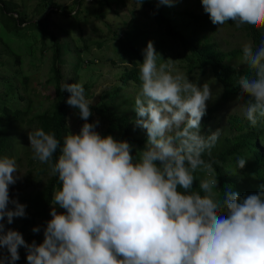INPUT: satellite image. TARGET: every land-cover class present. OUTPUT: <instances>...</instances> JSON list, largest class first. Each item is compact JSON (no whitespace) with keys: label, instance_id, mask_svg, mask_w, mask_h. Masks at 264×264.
Segmentation results:
<instances>
[{"label":"clouds","instance_id":"clouds-1","mask_svg":"<svg viewBox=\"0 0 264 264\" xmlns=\"http://www.w3.org/2000/svg\"><path fill=\"white\" fill-rule=\"evenodd\" d=\"M201 4L214 25L264 30V0ZM142 52L133 108L135 126L146 131L142 148L96 131L99 121L88 122L93 112L80 83L65 82L61 89L84 121L78 133L69 131L61 144L43 128L28 132L33 160L47 164L61 185L40 244L5 226V219L11 225L26 218L27 205L9 195L20 178L16 160L0 157V249L8 253L0 254V264H16L21 247L27 264H264V185L243 197L231 187L222 192L214 168L220 161L203 158L222 131L201 133L213 99L210 85L174 74V61L164 60L152 41ZM239 63L247 71L237 75V102H245L244 117L255 127L264 118V38L256 47L244 44ZM246 163L236 160L238 169ZM198 171L205 177L194 189Z\"/></svg>","mask_w":264,"mask_h":264},{"label":"trees","instance_id":"trees-1","mask_svg":"<svg viewBox=\"0 0 264 264\" xmlns=\"http://www.w3.org/2000/svg\"><path fill=\"white\" fill-rule=\"evenodd\" d=\"M39 1V6L51 10V15H60L74 20L80 19L81 10L77 7L84 2V0H76L74 4L77 7L68 11L67 7L59 5L55 0ZM98 3L102 11L99 15L101 18H105L110 12L115 15L122 13V22L109 27L112 35L106 36V40L113 42L112 46L119 58L118 62L130 64L131 68L127 67L129 69L122 74L123 84L117 87L113 97L101 96L102 102L98 106L89 105L93 115L88 122L94 123L95 118L98 117L107 126L102 136L112 135L117 140H127L137 149L144 146L146 133L143 134V129L135 126L133 119L137 117L133 111L134 101L126 99L127 94L122 92L129 83H132L137 90L140 89L139 65L136 63L143 61L142 50L146 48L149 41L153 42L157 53L164 60L174 61L172 66L174 74L178 72L187 77L198 74L202 78H212L222 87V101H229L237 99L240 95L238 88L234 86L238 79L237 75L247 71L246 67L239 63L243 46L239 45L225 51L216 36L222 31L227 32L230 38L239 34L253 47L258 46L264 38V30H254L247 26L237 28L232 22L222 26L212 24L209 15L203 10L201 0H177L172 6L161 4L159 0H99ZM104 8H107V11H103ZM73 12L76 13L72 15ZM51 15H47L43 20L40 19L38 30L43 33V40L46 35H50L54 43L51 46L54 51L52 67L54 79L47 82L54 83L50 96L55 93L56 101L50 109L33 114V108L39 96H36L34 91L25 89L28 93L26 98L19 95L18 88H14L11 84L6 85L7 93L0 95V157L14 158L17 163L26 161L30 168L24 181L28 191L18 199L19 203L27 205L25 209L27 215L26 218H17L15 227V230L20 232L29 244L32 241L41 243L46 222L51 219L53 193L61 185L57 176L49 174L47 164L33 160L28 132L43 128L45 132L54 133L61 144L63 143L64 135L69 132L68 119L71 113L77 115L79 113L77 109H73L66 103L70 93L65 94L61 90L62 71L65 67H71V71L77 73L89 61L87 55L83 56L89 50L88 46L84 48L77 46L72 50L68 43H63L60 39H55L52 33H47ZM29 20H32L31 17L25 11H19L12 1L0 0V40H2L1 33L4 36L22 34ZM105 41L96 42L98 48H102ZM157 62L159 64L163 61L158 59ZM58 65L62 66L59 70ZM32 80H34L33 77H26L25 86L29 87ZM6 95L8 98L16 96L19 100L26 102L25 107L12 105ZM115 98H121L122 101L116 104ZM240 102L245 104L244 101ZM126 104L132 105V109H126ZM219 108L220 104L208 110L202 118V134H209L205 128L217 118L214 113ZM80 122L82 126L84 121L80 119ZM227 122L229 134L220 136L216 147L212 149L211 156L205 153L203 158L206 161H220V164H214V168L222 192L231 187L232 191L238 192L242 197L256 193L259 191V186L264 185V118H261L255 127H252L247 119L237 115L229 116ZM58 155L59 149L54 153L53 162ZM133 155L135 156V149ZM239 157L247 159L243 169H238L236 165ZM195 175L197 182L194 183L193 188L197 189L198 181L204 178L205 174L198 171ZM12 207L9 205V208ZM34 227H40V232L33 233ZM0 254L8 255L5 249H0ZM19 255L20 259L16 261V264H27L24 248L19 249Z\"/></svg>","mask_w":264,"mask_h":264},{"label":"rangeland","instance_id":"rangeland-1","mask_svg":"<svg viewBox=\"0 0 264 264\" xmlns=\"http://www.w3.org/2000/svg\"><path fill=\"white\" fill-rule=\"evenodd\" d=\"M8 1H12L19 11H25L32 20L28 21L25 27L26 29L22 34H9L4 36L1 33L0 95H5L8 91L6 85L11 84L14 88H18L19 95L26 98L28 97V93H26L25 89L34 91L36 96H39L38 100L35 102L33 114L41 113L50 109L57 99L55 93L50 96L51 90L54 88L53 81L52 83L47 82L54 79V74L52 72L54 51L51 48L54 43L51 41L52 37L50 35H46V38L43 40V33L38 30V22L40 19H45L47 15H51V10L39 6V0ZM55 1L59 5L67 7L68 11H71L73 7L76 6L74 4L76 0ZM98 1L99 0H84L82 5L79 7L76 6L81 10L79 20L64 18L54 14L50 16V21L47 26V33H52L55 39H60L61 42L68 43L72 50L77 46L82 48L88 46L89 50L83 54V56L87 55V59L89 60L88 63L77 73L72 72L71 67H65L62 71L63 77L60 82L61 88L65 82L69 84L80 83L84 87L85 97L92 107L98 106L102 102L101 96L104 97L109 95L113 97V93L118 89L117 87L123 84L121 80L122 74L126 69L131 68L130 64H120L118 62L119 58L113 49V42L111 40H106V36L110 37L112 35V32L109 31V27H114L122 22V13L115 15L110 12L105 18H101L99 15L102 11ZM103 11H107V8H104ZM75 13L76 12H73L72 15ZM216 38L225 51L246 44V41H244L239 34L234 38H230L225 31L220 32ZM100 40H106L102 48H98L96 44V42ZM60 67L62 66L58 65V70ZM26 77H33L34 79L31 81L29 87L24 84V79ZM188 79H193L191 82L201 86L204 83L210 85L213 92V99L207 102L206 112L220 104L219 110L214 113L217 118L208 124L209 127L205 128L208 133L210 130L215 131L217 128H220L222 130L221 136L229 134V123L227 122L229 116L237 115L246 119L244 117L245 104L240 101L237 102V99L222 101V87L212 78H202L200 75L195 74L188 77ZM138 92L139 90H137L132 83H129V85L126 84L122 94L126 93V99H129V101H135ZM64 93L69 94L66 91H64ZM11 98L13 97H7V99L11 100L10 103L12 105L16 104V107L20 108L25 107L26 102L19 100L16 96L13 99ZM115 101V103L118 104L122 99L117 98ZM126 109L131 110L132 105L126 104ZM77 116V114L71 113L68 119L69 131L72 133H78L81 127L80 119ZM97 120L99 121V125L96 131L102 135L106 131L107 126L104 125L98 117L95 118V121ZM135 120L136 119H133V121ZM145 133L146 131L143 130V134ZM29 169L26 161L17 163L18 173L16 175L20 178L17 180L16 184L9 186L10 198L19 199L21 195L28 191L24 181ZM57 211L62 212L63 210L57 206ZM4 223L6 228L15 230L17 218H14L11 225L7 224L6 219ZM43 239L44 236L41 235V243Z\"/></svg>","mask_w":264,"mask_h":264}]
</instances>
